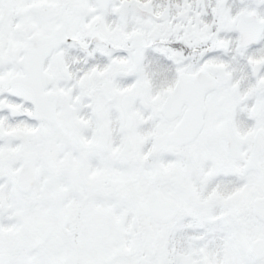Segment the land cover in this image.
Wrapping results in <instances>:
<instances>
[{
  "label": "snow or ice",
  "instance_id": "snow-or-ice-1",
  "mask_svg": "<svg viewBox=\"0 0 264 264\" xmlns=\"http://www.w3.org/2000/svg\"><path fill=\"white\" fill-rule=\"evenodd\" d=\"M0 264H264V0H0Z\"/></svg>",
  "mask_w": 264,
  "mask_h": 264
}]
</instances>
